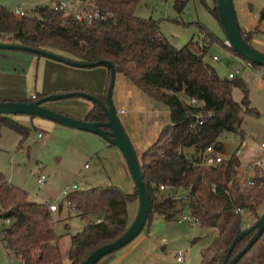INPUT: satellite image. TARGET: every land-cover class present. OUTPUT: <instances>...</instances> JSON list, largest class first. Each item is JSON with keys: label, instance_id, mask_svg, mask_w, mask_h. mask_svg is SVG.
Wrapping results in <instances>:
<instances>
[{"label": "trees", "instance_id": "trees-1", "mask_svg": "<svg viewBox=\"0 0 264 264\" xmlns=\"http://www.w3.org/2000/svg\"><path fill=\"white\" fill-rule=\"evenodd\" d=\"M142 1L72 0L74 10L97 11L99 16L90 21L77 20L73 12L55 10L49 4H38L23 16L0 4V42L38 48L84 63L109 61L116 73L167 105L170 122L160 128L156 140L138 158L150 200L146 224L154 215L174 221L187 211L200 227L217 230L212 242L200 250L199 264H223L233 239L253 224H243L244 214L256 219L261 215L264 172L255 167L252 184L247 185L239 174L241 159L235 152L212 165L202 162L203 153L210 145L222 151L219 137L224 132H232L243 140L245 115H256L258 111L250 106L247 84L242 78L222 77L204 60L209 45L202 52L194 51L190 42L174 46L160 32L159 19L136 14ZM186 2L175 0V9L182 12ZM212 12L218 18L217 5ZM197 26L211 44L215 39L213 33L201 23ZM239 30L243 40L251 45L249 35ZM101 65L108 69L104 91H77L105 102L110 70L107 64ZM252 65L264 75V66ZM234 87L242 91L240 101L232 96ZM50 94L57 93L19 101ZM191 98L198 104L189 103ZM197 114L201 115V123ZM84 120L104 123L107 117L93 102ZM1 126L22 137L29 132L27 125L10 115L0 114ZM161 184L171 185L173 195L160 191ZM66 198L76 216L88 219L81 230L70 236L67 249L66 264H80L96 248L125 232L129 226L127 204L138 199V193L136 188L125 192L109 184L70 190ZM0 207L1 216L10 220L0 230V241L9 258L21 264H62L47 202L30 200L24 189L11 184L0 172ZM254 232L237 238L230 257L242 250ZM235 264H264V231Z\"/></svg>", "mask_w": 264, "mask_h": 264}, {"label": "rangeland", "instance_id": "rangeland-1", "mask_svg": "<svg viewBox=\"0 0 264 264\" xmlns=\"http://www.w3.org/2000/svg\"><path fill=\"white\" fill-rule=\"evenodd\" d=\"M53 1L55 0H0V4L11 11L21 7L30 14L36 5L51 4ZM174 2L175 0H143L138 5L136 14L145 18L159 19L160 32L176 47L190 42L194 51L202 52L204 46L209 45L204 60L211 64L220 76L227 77V74L234 71L235 67L240 68V72L235 77H240L246 82L250 106L256 108L258 113L245 115L242 124L243 140L232 132H224L219 140L223 143L225 156L231 155L237 149L240 150L238 153L241 159L239 174L246 181L247 177L254 174V169L248 168L247 164L263 154L259 144L264 140V83L259 85V82L260 77L264 75L254 66L247 68L246 60L236 55L226 45L225 33L218 18L212 12L216 0H187L180 13L175 9ZM232 4L238 27L244 29L245 31H242L249 35L251 46L264 53V0H232ZM197 23L205 25L213 33L215 39L211 44L208 43L210 39L199 31ZM6 51L33 55L21 50ZM214 55L218 57V60L212 58ZM99 66L106 67L105 65L96 67ZM75 67L91 69L95 66ZM232 96L236 101H240L242 91L234 87ZM152 100L153 107L157 110L156 119L161 128L170 122L169 109L164 103ZM114 107L118 109L116 103ZM117 115L119 119H122V114L117 113ZM10 116L21 124L27 125L29 132L27 136L22 137L13 129L6 126L0 127V172L11 184L24 189L30 200L54 202L57 205V210L51 213L52 225L62 255L61 263L66 264L70 236L81 230L88 219H82L72 213L67 206L65 191L73 190V185L76 186V190L95 186L104 187L109 184H114L122 190L129 189V186L131 184L133 186L134 183L125 158L117 146L109 144L99 135H92V133H85L57 123H53L50 128L44 125L39 127L34 117ZM38 132L43 137H37ZM92 136L97 139H92L94 138ZM135 152L139 158L140 152L138 150ZM260 169L264 172V167ZM41 174L46 177V181L42 184L37 182V177ZM137 211L138 199L129 201L127 204L129 224L134 220ZM263 211L264 206L260 208V212ZM157 216L154 215L141 232L150 228L151 236L156 239L163 238L169 254L178 252L180 248L182 249L180 251L186 250L191 256L195 254L196 247L190 248L187 244L193 231L183 228L174 221L163 219L159 221ZM255 220L256 218L248 213L242 218L243 224L247 222L250 224ZM9 223L10 220L7 221L0 216V230L6 228ZM0 264H21L19 260L8 257L1 241Z\"/></svg>", "mask_w": 264, "mask_h": 264}, {"label": "crops", "instance_id": "crops-1", "mask_svg": "<svg viewBox=\"0 0 264 264\" xmlns=\"http://www.w3.org/2000/svg\"><path fill=\"white\" fill-rule=\"evenodd\" d=\"M6 50L8 49L0 50V100L19 101L35 98L41 94L74 90L102 93L105 89L107 67L76 68L45 56L29 55L22 52L11 53ZM112 102L113 105L115 103L118 105L116 111L118 114H122L120 121L134 150H138L141 154L156 140L160 128L156 119L157 110L153 107L152 98L144 94L123 74L116 73L112 89ZM44 106L75 118L84 119L88 110L92 108L93 102L81 96H71L48 100L44 102ZM34 119H36L35 123L39 127L44 125L46 128H50L54 123L37 116ZM92 135L97 134L92 133ZM92 137L94 140L97 139L95 136ZM129 187V189L124 190L133 192L134 184ZM72 213L75 214L73 211ZM157 219L160 221L163 218L158 215ZM174 222L193 231L187 243L190 248L196 247L195 254L192 256L184 250L182 251L184 252L183 259L178 261L176 255L182 249H178V252L167 253L164 239H156L151 236L150 228H148L146 231L140 232L122 248L102 257L96 264H199L200 250L212 242L217 230L215 228H203L198 224L190 225L178 220H174ZM198 242L200 243L198 244Z\"/></svg>", "mask_w": 264, "mask_h": 264}, {"label": "water", "instance_id": "water-1", "mask_svg": "<svg viewBox=\"0 0 264 264\" xmlns=\"http://www.w3.org/2000/svg\"><path fill=\"white\" fill-rule=\"evenodd\" d=\"M218 9V20L225 33L228 46L241 58L250 61L252 64L264 66V53L256 50L247 44L238 27L236 15L233 9L232 0H216ZM0 49H14L35 53L41 56L62 61L66 64L77 67H93L101 64H107L110 70L109 86L106 92V101H101L98 97L85 92L68 91L57 94L46 95L32 101H5L0 100V114L4 115H27L45 118L62 126L71 127L78 130L95 133L104 138L109 144L117 146L126 161L130 176L138 193V211L134 220L129 224L125 232L114 241L96 248L80 264H96L105 255L114 252L131 240H133L144 228L148 213L150 211V200L145 183L142 179L138 156L133 145L117 115L116 109L112 102V89L115 80V69L111 62L101 60L98 62H79L68 58H63L51 52L33 48L20 44L0 42ZM85 96L87 99L99 105L105 112L107 121L94 122L72 117L54 109L44 106V102L54 99H62L71 96ZM1 216V213H0ZM254 230L246 245L235 256L230 257L234 243L237 238L244 233ZM264 231V211L253 222L252 225L242 230L231 242L228 251L224 257L223 264H235L238 259L251 247V245L260 237Z\"/></svg>", "mask_w": 264, "mask_h": 264}, {"label": "built area", "instance_id": "built-area-1", "mask_svg": "<svg viewBox=\"0 0 264 264\" xmlns=\"http://www.w3.org/2000/svg\"><path fill=\"white\" fill-rule=\"evenodd\" d=\"M49 5L55 10L62 9V10H64L65 13L73 12L75 18L77 20H80V21L81 20L90 21L92 18H96L99 16L97 11H90V10H85V9L74 10L72 0H57V1L55 0V1L51 2V4H49ZM13 13L17 16H23L24 14H26L24 8H21V7L15 8L13 10ZM225 43L228 46V42L226 40H225ZM212 58L214 60H218V57L216 55H214ZM245 65L247 68H252V66H253L252 63L248 60H246ZM239 72H240V68L235 67L234 71H231L227 74V77L233 78ZM263 83H264V77H260L259 85H262ZM188 102L193 104V105L198 104V101L194 98L189 99ZM121 112H123V110H121ZM196 117L198 119V122L201 123L202 122L200 120L201 115L197 114ZM41 135L42 134L39 132L38 137H40ZM259 145L263 149V154L255 157L252 161L249 162V164H247V167L250 169H254L255 167H258V168L264 167V140L261 141ZM239 152H240V150L237 149L235 153L238 155ZM224 156L225 155L223 154V150L222 151H216L215 148L210 145V146H207L206 149L204 150L202 162L204 164H207V165H212V164H215V163L219 162L220 160H222L224 158ZM45 181H46L45 175L41 174L37 177L38 183L42 184ZM246 184L247 185L252 184L251 176L247 177ZM72 189L75 190L76 186L73 185ZM159 189L162 192H170L169 194L173 195L172 192L174 189L171 185L161 184V185H159ZM69 191H65V195H67V193ZM69 204H70V201L67 200V206H69ZM48 208H49L50 212H53V211L57 210L58 207L54 202H48ZM177 220L179 222H186L190 225L198 224V222L196 220H194L193 217L187 211L179 214L177 217ZM183 256H184V252L179 251L176 255V259L178 261H181L183 259Z\"/></svg>", "mask_w": 264, "mask_h": 264}]
</instances>
